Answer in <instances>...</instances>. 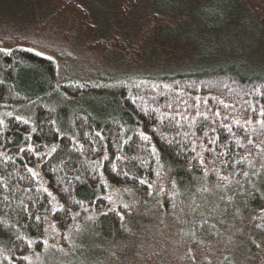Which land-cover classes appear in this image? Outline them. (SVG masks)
<instances>
[{
  "label": "trees",
  "instance_id": "1",
  "mask_svg": "<svg viewBox=\"0 0 264 264\" xmlns=\"http://www.w3.org/2000/svg\"><path fill=\"white\" fill-rule=\"evenodd\" d=\"M102 89L109 100L83 103L91 81L0 47V264H250L264 242V73L230 61ZM156 228L165 252L150 262Z\"/></svg>",
  "mask_w": 264,
  "mask_h": 264
},
{
  "label": "rangeland",
  "instance_id": "2",
  "mask_svg": "<svg viewBox=\"0 0 264 264\" xmlns=\"http://www.w3.org/2000/svg\"><path fill=\"white\" fill-rule=\"evenodd\" d=\"M14 46L52 58L60 80L91 81L97 91L80 101L99 106L122 77L230 61L264 73V0H0V47ZM156 229L150 262L165 252ZM220 240L210 253L233 235ZM250 262L264 264V242Z\"/></svg>",
  "mask_w": 264,
  "mask_h": 264
},
{
  "label": "snow or ice",
  "instance_id": "3",
  "mask_svg": "<svg viewBox=\"0 0 264 264\" xmlns=\"http://www.w3.org/2000/svg\"><path fill=\"white\" fill-rule=\"evenodd\" d=\"M244 175H245V176H248L249 174H248L247 172H245ZM142 183H143V182H142ZM228 199H230V197H229ZM205 223H206V222H205ZM255 227H257V228H261V225L257 224V225H255ZM257 247H259V245H257Z\"/></svg>",
  "mask_w": 264,
  "mask_h": 264
}]
</instances>
